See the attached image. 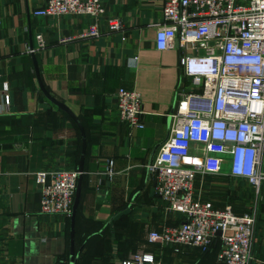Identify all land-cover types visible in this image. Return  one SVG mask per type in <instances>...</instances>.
Returning a JSON list of instances; mask_svg holds the SVG:
<instances>
[{
	"label": "crops",
	"instance_id": "0c3cea01",
	"mask_svg": "<svg viewBox=\"0 0 264 264\" xmlns=\"http://www.w3.org/2000/svg\"><path fill=\"white\" fill-rule=\"evenodd\" d=\"M44 2L0 0V103L11 96L0 113V264L70 263L71 215L41 211L35 178L41 170L78 167L83 137L74 118L43 92L31 43L45 88L68 104L86 134L75 264H122L145 252L154 255L146 264H221L220 239L206 251L148 240L150 230L184 217L168 208L148 164L169 137L184 93L200 90L181 64L184 49L156 44L163 0H104L95 36L82 35L93 16L35 13ZM115 17L120 29L110 28ZM122 85L141 92L144 127L121 119L116 92ZM190 104L204 109L210 99L192 97ZM219 174L242 178L229 173L228 160ZM208 176L198 175L199 192ZM261 195L251 264H264V188Z\"/></svg>",
	"mask_w": 264,
	"mask_h": 264
},
{
	"label": "built area",
	"instance_id": "2783aa9c",
	"mask_svg": "<svg viewBox=\"0 0 264 264\" xmlns=\"http://www.w3.org/2000/svg\"><path fill=\"white\" fill-rule=\"evenodd\" d=\"M105 11L104 0H45L35 13L93 16L96 20L82 35L95 36L100 33L97 18ZM162 11L156 44L184 49L181 64L200 90L184 93L169 137L148 164L168 208L185 217L150 230L148 240L208 250L220 239L221 264H251L257 211L237 212L231 204L216 205L197 190L196 181L202 173H222L228 160L231 175L247 178L259 193L264 188V0H163ZM109 25L120 29L122 21L111 18ZM36 37L43 46V34ZM116 97L121 119L144 127L141 92L122 85ZM192 97L209 98L210 106L193 110ZM10 103V94H4L0 113ZM112 164L110 159V174ZM79 173L78 167L36 173L42 212L71 215ZM153 260L152 253H137L122 264Z\"/></svg>",
	"mask_w": 264,
	"mask_h": 264
},
{
	"label": "rangeland",
	"instance_id": "374dc122",
	"mask_svg": "<svg viewBox=\"0 0 264 264\" xmlns=\"http://www.w3.org/2000/svg\"><path fill=\"white\" fill-rule=\"evenodd\" d=\"M205 182L203 193L219 204H231L237 211L256 210L259 213L263 197L247 178H229L225 174L210 173ZM220 184L224 187H219Z\"/></svg>",
	"mask_w": 264,
	"mask_h": 264
},
{
	"label": "water",
	"instance_id": "95a60500",
	"mask_svg": "<svg viewBox=\"0 0 264 264\" xmlns=\"http://www.w3.org/2000/svg\"><path fill=\"white\" fill-rule=\"evenodd\" d=\"M31 48H32V54H33V59H34V64H35V70L37 73V77L40 83V86L43 90V92L46 94V96L48 98H50L53 102H55L56 104H58V106H60L62 109H64L67 113H69L74 120L77 122L78 126L81 129V133H82V137H83V146H82V152H81V158H80V162L78 165V169L80 171L79 173V178H78V185H77V190H76V195H75V200H74V205H73V210L71 213V246H70V258H69V264H75L76 263V253H75V216H76V210L78 208V204L80 201V195H81V187H82V178H83V170H84V163H85V154H86V134H85V129L80 121V119L78 118V116L76 115V113L68 106L67 103H65L64 101L58 100L55 96H53L44 86L42 79H41V75H40V69L38 66V61H37V57H36V53H35V48H34V44L31 43ZM157 147V146H156ZM156 147L153 150L152 153V157L154 154V151L156 150ZM152 157L150 158V162L152 161ZM154 184H156V178H155V182ZM222 230H218L217 234H221Z\"/></svg>",
	"mask_w": 264,
	"mask_h": 264
},
{
	"label": "trees",
	"instance_id": "16d2710c",
	"mask_svg": "<svg viewBox=\"0 0 264 264\" xmlns=\"http://www.w3.org/2000/svg\"><path fill=\"white\" fill-rule=\"evenodd\" d=\"M184 217H183V219H184ZM213 246H214V243L210 246V248L208 250H210ZM202 251H206V250H202Z\"/></svg>",
	"mask_w": 264,
	"mask_h": 264
}]
</instances>
